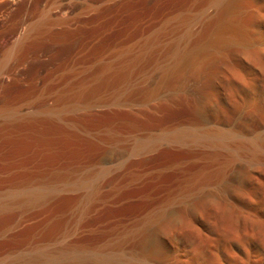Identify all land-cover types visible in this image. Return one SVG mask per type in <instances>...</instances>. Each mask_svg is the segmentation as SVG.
Returning <instances> with one entry per match:
<instances>
[{
  "label": "rangeland",
  "instance_id": "1",
  "mask_svg": "<svg viewBox=\"0 0 264 264\" xmlns=\"http://www.w3.org/2000/svg\"><path fill=\"white\" fill-rule=\"evenodd\" d=\"M178 129L264 141V0H0V193L107 172L84 216L69 187L1 210L0 261L91 253L160 212L152 264H264V160L192 189L213 149H133ZM88 257L58 264H114Z\"/></svg>",
  "mask_w": 264,
  "mask_h": 264
},
{
  "label": "bare ground",
  "instance_id": "2",
  "mask_svg": "<svg viewBox=\"0 0 264 264\" xmlns=\"http://www.w3.org/2000/svg\"><path fill=\"white\" fill-rule=\"evenodd\" d=\"M239 137H237L236 134L227 133L221 130L203 132L184 129L180 131L178 129V131L172 133L168 132V134L163 136H150L146 139H142L135 143L133 149L137 153L143 152L145 150L153 149L161 143H176L186 146L201 145L211 148V150L213 149L212 151L215 153L211 154V159L212 163L215 165H213L212 168H208L206 173H201L198 177L193 179L192 189H194L202 182L224 180L228 170L237 159H248L253 162L264 160V141L262 142L257 139L248 138L242 139ZM105 172L95 171L87 174L82 172L83 174H74L73 177L65 180L51 179L26 184L17 189L8 190L7 192L5 191L4 193H0V211L10 208L25 209L36 207L54 196L61 188L69 187L79 191L80 206L78 213L80 216H84L100 198L101 190L107 179V172ZM187 189V187L183 188V193H187ZM162 218V213L160 212L152 214L146 218L144 222L140 223L135 230L133 229V231L123 233L111 244L92 251L93 253H87L79 246L67 245L60 247L59 249L57 248V250L54 251L43 250L26 257L6 258L0 261V264H58V262L62 263V261L65 260H82L86 257L89 258L88 256L92 258V256L99 257L101 255L107 256L114 264H152L155 259L153 258L152 254L154 252H151L149 242H152L150 239L154 233L153 230L160 225ZM144 232L147 237L143 236V238L137 243L136 250L131 254V257L127 259V261L121 258V254L124 252L123 250H126L125 248H127L125 245L128 240H133L131 238L138 237L136 235L137 233L143 235ZM155 255L156 254H154V257Z\"/></svg>",
  "mask_w": 264,
  "mask_h": 264
}]
</instances>
